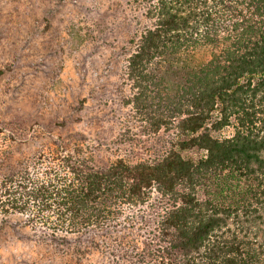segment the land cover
<instances>
[{
	"label": "trees",
	"instance_id": "obj_1",
	"mask_svg": "<svg viewBox=\"0 0 264 264\" xmlns=\"http://www.w3.org/2000/svg\"><path fill=\"white\" fill-rule=\"evenodd\" d=\"M126 3V103L160 153L101 167L59 139L0 173V214L95 230L112 264H264V0Z\"/></svg>",
	"mask_w": 264,
	"mask_h": 264
},
{
	"label": "rangeland",
	"instance_id": "obj_2",
	"mask_svg": "<svg viewBox=\"0 0 264 264\" xmlns=\"http://www.w3.org/2000/svg\"><path fill=\"white\" fill-rule=\"evenodd\" d=\"M126 0H0L1 175L58 142L96 166L160 153L126 100L125 41L146 21ZM0 264H112L95 230L53 236L0 214Z\"/></svg>",
	"mask_w": 264,
	"mask_h": 264
}]
</instances>
